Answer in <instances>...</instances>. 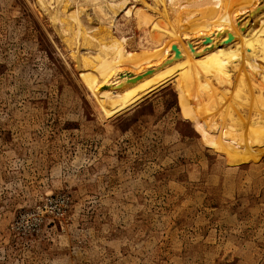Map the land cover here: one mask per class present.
Listing matches in <instances>:
<instances>
[{
  "label": "rangeland",
  "instance_id": "obj_1",
  "mask_svg": "<svg viewBox=\"0 0 264 264\" xmlns=\"http://www.w3.org/2000/svg\"><path fill=\"white\" fill-rule=\"evenodd\" d=\"M36 1L0 0V264H264V0L178 41Z\"/></svg>",
  "mask_w": 264,
  "mask_h": 264
},
{
  "label": "bare ground",
  "instance_id": "obj_2",
  "mask_svg": "<svg viewBox=\"0 0 264 264\" xmlns=\"http://www.w3.org/2000/svg\"><path fill=\"white\" fill-rule=\"evenodd\" d=\"M52 1V0H51ZM57 1V0H56ZM54 2V0H53V2L56 4L57 2ZM59 1V0H58ZM83 1V0H82ZM91 1H93V0H91ZM102 1H103V4H102ZM127 1V0H126ZM126 1H124V0H94V4L96 5V9L98 8L99 9V11L101 12V14H100V12L98 11L97 13H99L100 15H106L107 17H108V15H109V13L110 14H115L116 13V11L115 10H118V9H116V7L117 8H119V6H121L122 4H123V2H126ZM142 2H144L145 3V5L146 4H148V7H149V5H151L150 6V9L152 10V11H154V12H156L157 13V17L159 16V17H162L164 20H165V22H167V24H168V26H170L171 28V31H172V33L174 34V39L175 40H186V39H189V38H191V37H193L194 35L193 34H189V33H187L186 31H184V27L183 26H185V25H182L183 23L185 24L186 22L188 23V21H186V20H188L187 18H189V16H184L183 15V12H182V8H186V7H193V8H198V10H200V12H201V14H200V17H206V18H204V19H200V20H191V19H189V23L192 25V26H194L195 27V30H196V33L198 32V30H203V29H205L206 27H207V25H211V24H213V22H214V20L215 19H217V18H220V17H222L224 14H228L229 12H231L234 8H236V6H238V5H240V4H243V3H245L247 0H152V2H150V3H147L145 0H141ZM36 2H42V0H37ZM59 2H61V1H59ZM58 2V3H59ZM63 2H64V0H63ZM62 2V3H63ZM70 2H71V0H70ZM141 2V3H142ZM45 3H46V1H45ZM52 3V2H51ZM67 3V2H66ZM78 3V2H77ZM76 3V4H77ZM81 3V2H80ZM85 3H87L86 1L84 2V4ZM89 3V2H88ZM143 3V4H144ZM40 4V3H39ZM64 4H65V2L63 3V6L61 5V7H64ZM74 4H75V2H74ZM91 4H93V3H91ZM135 4V3H134ZM140 4V3H139ZM41 5H42V3H41ZM51 5V4H50ZM71 5V4H70ZM79 5V4H78ZM90 5V4H89ZM95 5L94 6H89V7H94L95 8ZM127 5V4H126ZM125 5V6H126ZM55 6V5H54ZM132 6V5H131ZM140 6H142V5H140ZM144 6V5H143ZM142 6V7H143ZM45 7V6H44ZM47 7V6H46ZM135 7V6H134ZM40 8V7H39ZM49 8V7H48ZM56 8V7H55ZM65 8V7H64ZM64 8H60V9H64ZM82 8V7H81ZM133 8V7H132ZM131 8V9H132ZM135 8H139V7H135ZM144 8V7H143ZM56 9H58V8H56ZM67 9H68V7H67ZM69 9H72V6H71V8H69ZM68 9V10H69ZM74 9H75V5H74V8H73V10L72 11H74ZM124 9V8H123ZM142 9V8H141ZM146 9V8H145ZM47 10V9H46ZM91 10V9H90ZM94 10V9H93ZM144 10V9H143ZM185 10V9H184ZM62 11H64V10H62ZM70 11V10H69ZM109 13H108V12ZM123 11V10H122ZM125 11V10H124ZM124 11H123V13H124ZM129 11V9H126V12H128ZM132 11V10H131ZM66 12V11H65ZM65 12H62V16H66L67 14H65ZM75 12V11H74ZM78 12H83L82 10L81 11H78V7H77V14H79ZM124 13V14H127V13ZM142 12L143 11H141L140 13L142 14ZM54 13V12H53ZM58 13V11L56 12V14ZM67 13H69V12H67ZM93 13V12H92ZM139 13V14H140ZM188 13V12H187ZM70 14V15H69ZM68 14V17L66 18L67 20H69V18H71V21L73 22V23H70L69 25H70V30L72 29L73 31H72V37L74 36L75 37V40H76V36H82L84 39H86V40H89L88 39V34H90V32H92V31H90V32H88L87 33V31L89 30H87L84 26H82V22H80V19H78L77 18V14L76 13H72L71 14V12ZM85 14H86V12H85ZM84 14V12H83V15H85ZM113 14V15H114ZM140 14V15H141ZM60 15V14H59ZM113 15H111V16H113ZM128 15H129V13H128ZM190 15V14H189ZM195 15H196V13H195ZM79 16V15H78ZM86 16V15H85ZM120 16H122V18H123V15H120ZM142 16V15H141ZM147 16V15H146ZM155 16V15H154ZM57 17H59V16H57ZM80 17H81V15H80ZM88 17V16H87ZM94 17H95V15H94ZM137 17H138V15H137ZM149 17V16H148ZM196 17V16H195ZM60 18H61V20H63V19H65V17L64 18H62L61 16H60ZM60 18H59V20H60ZM97 18V17H96ZM96 18H94V19H96ZM128 18V17H127ZM144 18V17H143ZM150 18L152 19V18H154V17H151L150 16ZM57 19V18H56ZM84 19H85V17H84ZM93 19V20H94ZM102 19V18H101ZM126 19V18H125ZM145 19V18H144ZM66 20V21H67ZM114 20H115V18H114ZM132 20V19H131ZM134 20V19H133ZM136 20V19H135ZM139 20V19H138ZM146 20V19H145ZM70 21V22H71ZM89 21V20H88ZM88 21H86V22H88ZM96 21V20H95ZM94 21V22H95ZM113 21V20H112ZM183 21H185V22H183ZM59 22V21H58ZM57 22V23H58ZM61 23H62V21H60ZM59 22V23H60ZM94 22H92V23H94ZM99 22H100V19H99ZM146 22V21H145ZM149 22V21H148ZM115 23V22H114ZM116 23H117V21H116ZM140 23H141V21H140ZM140 23H137V24H139L140 25ZM142 23H144V22H142ZM159 23H161V25H162V22L160 21ZM158 23V24H159ZM176 23L178 24V25H176ZM95 24V23H94ZM96 24H97V26H98V23H97V21H96ZM110 24V23H109ZM131 24V23H130ZM58 25V24H57ZM67 25V24H66ZM86 25V24H85ZM190 25V26H191ZM101 26V25H100ZM158 26V25H157ZM159 26H160V24H159ZM174 26H177V27H174ZM179 26V27H178ZM191 26V27H192ZM63 27V26H62ZM88 27V26H87ZM94 27H96V26H94ZM93 27V29H95ZM102 27V30H103V26H101ZM107 27V26H106ZM117 27V26H116ZM155 27V26H154ZM153 27V28H154ZM173 27H174V29H173ZM58 28H59V26H58ZM57 28V29H58ZM97 28V27H96ZM114 28H115V26H114ZM159 28V27H158ZM157 28V29H158ZM187 28V27H186ZM62 29V28H61ZM60 29V30H61ZM63 29H64V27H63ZM99 29V28H98ZM108 33H109V36H110V41L109 42H112V41H117L118 40V38L117 37H115L114 35H112L113 33H111V30L109 29V27L108 28H104ZM161 29V28H160ZM164 29V28H163ZM189 29H190V31L191 30H193V29H191L190 27H189ZM59 30V29H58ZM59 30V31H60ZM87 30V31H86ZM100 30V29H99ZM98 30V31H99ZM105 30H103V31H105ZM155 30V29H154ZM159 30V29H158ZM178 30H183V31H178ZM64 31V30H63ZM127 30H125V32H126ZM157 31V30H156ZM61 32H62V30H61ZM65 32V34H66V31H64ZM67 32H69V31H67ZM94 32V31H93ZM93 32L91 33V34H93ZM99 32H101V31H99ZM98 32V33H99ZM158 33H159V31H157ZM188 32H189V30H188ZM70 33V32H69ZM102 33V32H101ZM124 33V32H123ZM157 33V34H158ZM160 33H161V31H160ZM159 33V34H160ZM163 33V32H162ZM193 33L195 34V31H193ZM61 34H64V33H61ZM96 34H97V32L95 33V36H96ZM156 34V35H157ZM108 35V34H107ZM162 34H160V36H161ZM167 35V34H166ZM65 36V35H64ZM101 36H103V33H102V35ZM106 36V35H105ZM118 36V35H117ZM67 37V36H66ZM72 37H71V39H72ZM91 38V40H92V36H90ZM159 37V36H158ZM157 37V38H158ZM163 38H164V36H162ZM171 37V36H170ZM81 38V37H80ZM93 38H95L94 36H93ZM162 38V39H163ZM179 38V39H178ZM64 39V38H63ZM82 39V38H81ZM97 39H98V36H97ZM105 39H107V38H105ZM66 40V39H65ZM85 40V43L87 42L88 43V41H86ZM101 40V39H100ZM103 40V39H102ZM71 41V40H70ZM77 41V40H76ZM78 41H80V39L78 40ZM93 41V40H92ZM94 41H95V39H94ZM162 41V40H161ZM164 41V40H163ZM67 41H65V43H66ZM72 42V41H71ZM74 42V41H73ZM73 42L71 43V45L73 44ZM90 42V41H89ZM107 43H108V41H106ZM105 42V43H106ZM176 42V41H175ZM80 43V42H79ZM165 43V42H164ZM90 44V43H89ZM95 44V43H94ZM97 45H98V48H99V46L101 45V44H103L102 42H98V43H96ZM74 45V44H73ZM76 47H77V44H76ZM86 47H88V50L89 49H91V47L89 48V45L88 46H86ZM73 48V47H72ZM85 48V47H84ZM93 48V47H92ZM96 48V47H95ZM81 49V48H80ZM70 50V49H69ZM73 50V49H72ZM75 50V49H74ZM84 50H86V49H84ZM92 50H94V49H92ZM78 51V50H77ZM76 51V52H77ZM83 51V50H82ZM83 52H85V51H83ZM79 53V52H78Z\"/></svg>",
  "mask_w": 264,
  "mask_h": 264
}]
</instances>
